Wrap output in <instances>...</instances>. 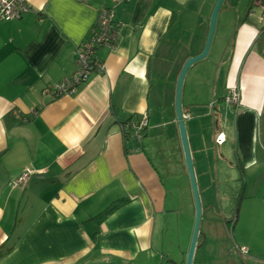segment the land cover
Wrapping results in <instances>:
<instances>
[{
  "label": "crops",
  "instance_id": "obj_1",
  "mask_svg": "<svg viewBox=\"0 0 264 264\" xmlns=\"http://www.w3.org/2000/svg\"><path fill=\"white\" fill-rule=\"evenodd\" d=\"M24 1L28 13L0 21V264H188L191 232L163 254L177 194L197 216L178 82L206 49L218 0ZM260 4L224 0L205 63L182 82L202 207L193 264H264ZM104 8L120 29L114 50H98L105 72L55 97ZM138 115H148L140 142L123 135Z\"/></svg>",
  "mask_w": 264,
  "mask_h": 264
},
{
  "label": "built area",
  "instance_id": "obj_2",
  "mask_svg": "<svg viewBox=\"0 0 264 264\" xmlns=\"http://www.w3.org/2000/svg\"><path fill=\"white\" fill-rule=\"evenodd\" d=\"M111 8H104L99 11L96 23L92 28L87 39L76 49L75 63L77 69L75 74L67 77L61 83L51 87L50 92L55 97L72 95L77 91L78 86L83 85L92 77L93 73H104L105 64L98 60V50L103 48L114 50L117 46L120 29L115 21V13ZM30 11V8L24 0H0V21H12L20 19L23 14ZM238 88L229 89L225 98L227 106H235V109L241 103L242 95ZM148 115H140L130 124L123 126V131L127 132L128 140L142 141L148 125ZM225 141L223 134L218 135L216 143L221 144ZM138 150V149H137ZM28 174L22 175L15 185L23 183ZM245 249H241V255H245Z\"/></svg>",
  "mask_w": 264,
  "mask_h": 264
},
{
  "label": "water",
  "instance_id": "obj_3",
  "mask_svg": "<svg viewBox=\"0 0 264 264\" xmlns=\"http://www.w3.org/2000/svg\"><path fill=\"white\" fill-rule=\"evenodd\" d=\"M224 0H218V3L216 5V7H214V12L212 14V19L211 20V30L209 31V38H208V42L206 44V49L205 51L200 55V56H197L195 57L194 59H191L187 62L183 73L180 77V81L178 82L179 85H178V99H177V106L176 108H178V120L180 121V131L181 132V137H182V145H183V148H184V152H185V156L186 157V163H187V166L189 169V172H190V176H191V181H192V186H193V193L195 195V200H196V204L195 206H197V224H196V228L194 229L195 230V233H194V237H193V241L191 242L192 243V246H191V249H190V252L188 254V264H193V261H194V254H195V251H196V241L198 240V236H199V230L200 229V224H201V218L202 217V210H201V203H200V199H199V193L198 192V187H197V182L195 181L196 178H195V173H194V169H193V161H192V158L190 157L191 153H190V149H189V144H188V138H187V133L185 132L186 131V128H185V124H184V116H183V113H182V109L180 108L181 107V93H182V85H183V80H184V77L188 71V69L194 65L195 63L203 60L206 58V56L209 54V51H210V48H211V43L213 41V37H214V31L216 30V25H217V20L218 19V13H219V10H220V6H222Z\"/></svg>",
  "mask_w": 264,
  "mask_h": 264
},
{
  "label": "rangeland",
  "instance_id": "obj_4",
  "mask_svg": "<svg viewBox=\"0 0 264 264\" xmlns=\"http://www.w3.org/2000/svg\"><path fill=\"white\" fill-rule=\"evenodd\" d=\"M212 43H214V38H213ZM202 61L203 60L197 62L195 64L196 65L195 68H193L191 70L192 71H199V68L203 65V63H205ZM235 113L237 115L236 109H235ZM176 200L178 203V205L175 207L176 211L173 212L172 216H170L171 218H169V220H170L169 223H167V229L168 230L166 231V237H165L166 243L165 244L167 245L168 248H167V251L165 250V252L163 253L164 256L170 255V252L168 253V251L171 250V248H172V250L175 249L172 245L176 244L175 243L176 240L181 239V240L185 241L186 244H188L187 242H189L191 233H192V239H191V242H192L193 237H194V233H195L194 229L196 228V224H197V218H196L197 216L194 217V213L190 214V209H188L187 206L183 205V203H182L183 202V196L179 198V194H177ZM196 210H197V206H196ZM201 210H202V207H201ZM201 220H202V218H201ZM235 223H236V221H235ZM200 228H201V224H200ZM199 233H200V230H199ZM190 246H192V243ZM190 249H191V247H190ZM176 252L177 251L175 250L174 254L172 255L173 258L177 254ZM166 258H167V256H166ZM175 260H177V259L175 258Z\"/></svg>",
  "mask_w": 264,
  "mask_h": 264
},
{
  "label": "trees",
  "instance_id": "obj_5",
  "mask_svg": "<svg viewBox=\"0 0 264 264\" xmlns=\"http://www.w3.org/2000/svg\"><path fill=\"white\" fill-rule=\"evenodd\" d=\"M259 2L261 3L260 5L263 6V8H264V0H259ZM262 30H263V35H264V28ZM259 41L257 43H259V46L263 50L262 52H263V55H264V48L261 47L262 44H264V39L261 38ZM138 117H140V115L135 116L133 119H131L129 121H126V123H124L123 126L130 124L131 121H133L135 118H138ZM6 120L9 123L12 122V126H17V125H20L21 124V122L18 121V120H16V118H14L13 116L7 117ZM146 131H147V128H146ZM126 133L127 132L124 131V134L123 135H125V138L128 139V135Z\"/></svg>",
  "mask_w": 264,
  "mask_h": 264
}]
</instances>
